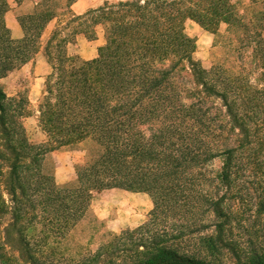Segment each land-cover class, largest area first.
Segmentation results:
<instances>
[{
	"label": "trees",
	"instance_id": "obj_1",
	"mask_svg": "<svg viewBox=\"0 0 264 264\" xmlns=\"http://www.w3.org/2000/svg\"><path fill=\"white\" fill-rule=\"evenodd\" d=\"M10 1L0 0V80L31 62L58 23L44 49L46 144L27 136V97L0 88L1 245L23 264H55L43 248L72 235L95 194L121 189L150 196L148 220L70 264H264V228L248 245L234 235L264 221V0H105L82 15L71 13L77 0H64L67 23L53 0H40L19 16L20 40L5 22ZM187 20L219 38L210 70L194 59ZM100 30L95 59L69 55L79 36L96 41ZM82 145L76 180L58 185L46 157Z\"/></svg>",
	"mask_w": 264,
	"mask_h": 264
},
{
	"label": "rangeland",
	"instance_id": "obj_2",
	"mask_svg": "<svg viewBox=\"0 0 264 264\" xmlns=\"http://www.w3.org/2000/svg\"><path fill=\"white\" fill-rule=\"evenodd\" d=\"M105 0H97L94 2L96 7L101 6ZM114 2L116 0H108ZM60 16L59 19L63 23H67L68 15L65 12L64 0H53L50 3ZM11 6V3H10ZM11 10V8H10ZM24 11L17 12L18 15ZM58 20L53 22L51 27H56ZM227 26L221 25L219 28V37L226 35ZM185 33L196 41V52L194 59L205 69L210 70L213 63L218 61L219 38L212 33L202 29L197 23L187 20L185 22ZM51 34H43L41 39V48L35 58L24 65L20 69L11 72L7 77L0 80V88L3 89L9 97H27L29 104L26 107V117L22 119L23 126L26 129L29 140L35 145H43L48 142L46 135L39 126V105L44 94V84L47 76L51 73V67L47 63L44 55L46 42ZM83 42L73 44L68 49L71 56H78L83 60L95 59L98 56V49L105 44L104 32H98L96 41H88L85 37L80 36ZM79 43V42H78ZM218 45V46H217ZM43 55L45 58L44 67L38 68L35 73L33 64ZM39 66V65H38ZM189 77V74H184ZM67 152H81L80 158L75 159L77 163L65 157ZM63 154L62 156H58ZM82 155V156H81ZM86 159V145L77 148L65 149L50 153L45 160V170L54 175L58 185H65L74 182L77 177V167L82 165ZM222 166L220 159L213 162L212 168L219 171ZM250 204V199H247ZM153 209V202L149 195L145 193H133L121 189H105L95 194L91 209L87 217L80 222L73 230L72 235L57 247L53 252L52 247L43 248L42 252L45 257H49V262L54 261L55 264H70L72 260L95 252L100 246L110 241L113 236H120L123 232L132 231L143 225L147 220L149 213ZM247 219L250 215L246 216ZM8 217L3 219L0 227V241L3 239L2 230L8 223ZM204 221L212 223L216 221L214 215H207ZM264 228V221L257 220L246 222L243 228L234 232V235L241 236L242 241L247 243L253 241V234ZM212 230L205 231L200 235L211 234ZM0 242V264H23L18 256L17 251L10 247L1 245ZM193 245V243H191ZM245 245V244H244ZM245 245V246H246ZM36 247V246H34ZM37 248V247H36ZM235 260L231 257L226 258L225 264H235Z\"/></svg>",
	"mask_w": 264,
	"mask_h": 264
},
{
	"label": "crops",
	"instance_id": "obj_3",
	"mask_svg": "<svg viewBox=\"0 0 264 264\" xmlns=\"http://www.w3.org/2000/svg\"><path fill=\"white\" fill-rule=\"evenodd\" d=\"M97 0H77L72 6H71V13L74 15H82L83 13H85L87 10L92 9V8H98L94 5V2H96ZM40 2V0H24L20 5L17 4V2H15L14 0H11V10H9L5 16V22L7 27L9 28V30L11 31L12 37L15 40H20L23 38V29L19 23V16L22 15H27L28 13L32 12L34 10V8L36 7V5ZM100 7V6H99ZM24 11L23 14L18 15L17 12H21ZM57 19L52 20L47 27L45 28L43 34H51L53 32V30L56 27H51L53 22H56ZM57 26V25H56ZM79 42V43H78ZM83 41L80 40V36L77 38V41L75 42V44H79L82 43ZM73 45V44H71ZM68 47V49L70 48V46ZM89 60V59H86ZM45 58L43 57V55H41L35 62V64H33L34 69H35V73L37 72L38 68L44 67V63H45ZM39 65V66H38ZM38 74V73H36ZM78 152H67L65 154V157L69 158L71 160V162L73 163H77L76 162V158L79 159L80 158V154H82L81 152H79V156L77 155ZM63 154H60L58 156H62ZM82 156V155H81Z\"/></svg>",
	"mask_w": 264,
	"mask_h": 264
}]
</instances>
